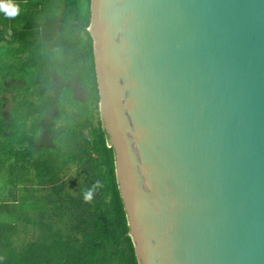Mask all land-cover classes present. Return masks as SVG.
<instances>
[{"label":"water","instance_id":"1","mask_svg":"<svg viewBox=\"0 0 264 264\" xmlns=\"http://www.w3.org/2000/svg\"><path fill=\"white\" fill-rule=\"evenodd\" d=\"M89 15L137 264H264V0H89Z\"/></svg>","mask_w":264,"mask_h":264},{"label":"trees","instance_id":"2","mask_svg":"<svg viewBox=\"0 0 264 264\" xmlns=\"http://www.w3.org/2000/svg\"><path fill=\"white\" fill-rule=\"evenodd\" d=\"M6 1L0 264H137L99 119L89 0Z\"/></svg>","mask_w":264,"mask_h":264},{"label":"crops","instance_id":"3","mask_svg":"<svg viewBox=\"0 0 264 264\" xmlns=\"http://www.w3.org/2000/svg\"><path fill=\"white\" fill-rule=\"evenodd\" d=\"M7 5H8V2L6 0H0V52H3L5 50L6 39H9L12 34V31L10 28V22L6 20V13L8 12V10L6 9ZM9 12L10 13H20V10L12 9ZM5 63H6L5 58H1L0 56V67L3 66ZM3 75H4L3 73L0 74V82L2 81ZM5 97H7L6 93H2L0 95L1 99H5ZM8 110H10L9 107H4L1 111L8 112Z\"/></svg>","mask_w":264,"mask_h":264}]
</instances>
